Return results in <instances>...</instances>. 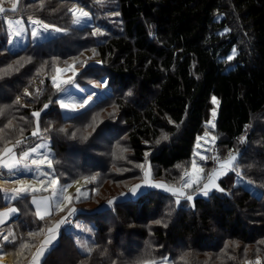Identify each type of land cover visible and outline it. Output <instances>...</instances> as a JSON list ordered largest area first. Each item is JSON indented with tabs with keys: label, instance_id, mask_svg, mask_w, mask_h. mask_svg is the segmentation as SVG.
<instances>
[{
	"label": "trees",
	"instance_id": "16d2710c",
	"mask_svg": "<svg viewBox=\"0 0 264 264\" xmlns=\"http://www.w3.org/2000/svg\"><path fill=\"white\" fill-rule=\"evenodd\" d=\"M73 4L88 6L86 0H18L16 13L0 15V150L20 139L24 142L15 147L20 153L43 134L51 140L59 179L100 171L102 166L88 163H97L93 157L101 158L97 152L106 143L100 137L97 149H77L76 164L69 165L66 155L73 149L66 146L80 138L59 133L63 136L59 141L52 133L40 132L45 122L54 126L69 122L54 105L50 70L39 71L40 65L71 54L69 33L91 34L95 28L70 26ZM4 6L10 8L11 0H4ZM111 10L120 14L122 29L106 34L97 51L118 90L128 88L133 94L118 103L138 161L147 158L162 171L187 160L209 117L212 97L218 100L215 130L228 149L253 119L259 118L264 127V0H115ZM12 16L68 26L67 32L9 50L4 28L5 18ZM233 48L231 61L219 58ZM37 111L39 118L32 116ZM35 120L41 129L34 137ZM164 135L168 139H162ZM115 176L123 182L122 176ZM226 176L219 180L223 194L211 191L188 202L176 203L173 193L160 190L134 198L126 194L133 182L112 194V205L107 197L88 207L79 204L82 200L73 202L74 220L90 230L85 245L93 251L80 248V233L64 229L41 264H140L165 255L174 264H243L257 256L264 264V187L260 185L264 181H254L259 192L253 193L235 185L233 177L226 190ZM91 188L96 189L93 184ZM30 198L27 194L13 201L19 212L9 227L15 243L2 245L11 264H25L58 219L57 215L38 219ZM41 229L39 236L28 235ZM21 243L28 244L22 255Z\"/></svg>",
	"mask_w": 264,
	"mask_h": 264
},
{
	"label": "rangeland",
	"instance_id": "374dc122",
	"mask_svg": "<svg viewBox=\"0 0 264 264\" xmlns=\"http://www.w3.org/2000/svg\"><path fill=\"white\" fill-rule=\"evenodd\" d=\"M114 3L115 0H86V4L88 5L86 7L82 6L81 4H73L71 9L75 8L77 10V13L80 8H83L85 11L89 12L90 15L89 18L82 21L81 24L75 25L72 22L73 15L71 13L72 17L70 26H95V28H92V30L95 31V29L99 28L100 32L103 34L92 35L93 31L91 34H84L83 32H80L78 33V35H75L73 33H69L68 40L71 39V41L73 42V50L72 52H70L71 54H65L64 57H55L49 63H45L44 61V63L40 65L39 69V71H43V69L50 70V72H48V77L52 85L53 76H56L58 81L68 80L70 78L73 81V83L71 84L62 85V87L65 89V91L63 92H58L54 87V93L56 95L54 105L58 108L61 114L60 117H62L64 121L68 120L69 122L62 123L61 125L56 124L54 126L53 123L47 124L45 121H43L45 123L40 124V122L38 121V124L44 127V130H42L39 125V128L41 129L40 132L44 133V135L46 133H52L56 135V137H58L59 141L63 140L62 135L64 134L69 138L72 137V139L73 137L80 138V140L69 142L66 146V148L68 149H73L69 150L66 155L71 161L69 165L76 164L74 161V155L78 151L77 149L84 150L82 149L83 147L97 149L102 143L100 141V137H104L106 143H103L97 152L101 156V158L94 156L93 160L97 163L94 165L91 161L88 163V166H96V168L102 166V169L100 171L89 173V175L91 176L88 177H80V174L77 177L68 176V178L59 179L57 175H53L55 174V167L53 166L54 163L52 161V159L54 158V151L51 148V140L49 137H43V134H41V140L35 143L33 146L28 147V150L34 147L38 148L37 153L32 154L34 157H32L31 155L29 158L40 159L42 158L41 154H44L47 156L48 160H51L52 168H48L47 161H45V163L41 166L42 171L39 173L35 170L29 171L28 169H24L21 166V169L23 171L25 170L28 173H32L34 177H17L14 181H5L4 186L10 189L19 188L21 185L16 183V181L19 180L25 181V186H35L34 179L36 178V181L39 182V184L35 187L41 188V179H43L44 185L47 186L49 184V180L52 177H55L58 178V184L55 186L58 192L64 186H68L67 190L63 192V195L72 197V201L70 204L82 200V202L79 204H82V206L84 207H88L95 205L105 197L113 200L112 194L119 191L121 188H128V186L132 182V186L129 188L130 190L136 185H141V187L136 190L135 194H133L128 189L129 191L126 194L134 198L138 197L148 190L155 192H159L160 190L165 193H172L170 191H167L165 188L155 187L153 185L162 183L168 187H178L180 185L181 176L183 175L184 171L186 169L191 171V164L193 159H195L197 165L203 168V173L201 174L203 178L199 182V187L194 185L192 188L184 190L187 194L192 195V197L194 198L197 195L204 196L203 184L208 182L206 178L207 174L211 173L214 169H216L218 172L220 171L217 161L213 160L212 157L218 156L222 161L226 159L229 152H231L233 155H238V160L236 163L240 175H237L231 170L226 171L224 174L218 175L215 179L216 187L210 186L208 189V193L212 191L223 194L222 192L224 191V189L220 187L219 180L222 176L225 175H227V180H229V182H227L226 190L232 186L231 182L234 177L233 183L235 185L241 184L249 191L258 193L259 191L256 187L257 183L254 181H264V155H262L261 153V149L264 146L262 141L264 127H262V130V124L259 123V118L256 120L253 119V121L246 127L244 134H242L235 140V145L231 149H228L222 142L223 138L216 132V127L212 129L208 124L209 121H213L215 124L216 115L213 118L212 112L213 109H215V112H217L218 103L213 104L212 102V108L210 110L209 117L205 121L202 132L196 138L192 155L187 160L180 162L175 167L169 170L161 171L158 166L152 164L147 158H145L143 161H138L134 157L132 146L126 137V127L123 124V119L120 115L118 103L119 99H130L132 98L133 94L131 93V95H128V93L131 92V90L128 88L118 90L119 88L115 85V83L112 81V77L107 72V64H105L106 62H102L97 51V45L105 37L106 34L110 32L120 31L122 29L120 14L115 15V13L118 12H114L111 10L114 6ZM9 20H20L21 26L25 29V31L20 36H16L13 32L9 31L7 23L8 21L6 22L5 18L6 26L4 29L7 30L9 40L12 41V43L7 44V48L9 50L22 48L29 41L39 42L49 37L60 36L61 34H65L67 32L68 27H59L57 25L49 24L43 21L46 24L63 29L64 31L59 33L51 30L47 33L41 32V35L39 37L33 38L31 33L34 25L30 23V18L25 21L12 16L9 18ZM13 27L15 28L16 26L13 25ZM89 35L90 38L87 37ZM92 49H95V55L93 54ZM235 53L236 51L233 48L231 49V52L229 54H227L226 56H220L219 58L227 59L229 55H235ZM78 61L86 63H80ZM98 61L100 63H98ZM231 66L232 65H230V68ZM55 68L60 69V71H55ZM73 70L76 72L75 76L72 75ZM90 95L91 100L89 101V104L77 112L62 109L60 107V104L58 103V101L64 100L65 103L75 104L78 106L82 100L87 99ZM262 118H264V116ZM47 120L48 119H46V121ZM261 121H264V119H262ZM36 125L37 120H35V127ZM53 126L54 128L51 131L50 128H52ZM45 129L47 130L45 131ZM61 129H63V131H61ZM206 131L209 132V135L207 137L205 136ZM59 133L62 135H59ZM213 136L216 137L215 140L212 139ZM85 137H87V139H85ZM242 137H246V140L243 143H241ZM198 138L200 139L198 140ZM197 144H199V147H197ZM9 145L14 146L15 142H12ZM121 148H125L127 149V151L121 152ZM201 155L208 157V159L201 160ZM121 156L123 158H120ZM100 159H102V162L100 161ZM21 169H17L18 174L22 173ZM72 169L75 173H77V170L75 168ZM146 171L150 173L148 177V183H145L144 180V173ZM43 173H47L48 175L44 176ZM57 173H59V171ZM117 174L122 176V178H120L119 180L123 182L118 183V178L117 176H115ZM133 176H137V178ZM92 177H95L96 179L92 180ZM91 183L96 187V189L91 188ZM98 184H100V187L97 186ZM260 185L264 187V184ZM49 189V194H52L51 187H49ZM77 189L80 190L79 193L77 192ZM219 189H223V191H220ZM174 198L177 201L176 195L174 196ZM181 199L185 198L181 196L179 201ZM53 201L56 203L55 200ZM182 202H188V200L186 199ZM70 204H68L67 201H64L62 203L61 207L64 208V211H60L59 217L56 220L57 222L62 217L68 218L67 215ZM65 205L67 206L65 207ZM69 217L73 216L71 215ZM62 227H64V224L62 225ZM68 229H71L76 233H80L78 234L80 237L79 245H85L87 235H90V232L87 230L86 224H84V222L80 223L78 219H75L73 221V225L68 227ZM129 237L134 238V236L132 237L130 235ZM80 248L82 247L80 246ZM261 251H263V249H261ZM257 257L245 260L243 264H247V261L254 262ZM152 260H166L167 264H174L173 261L168 257V255L156 257ZM140 264H143V262Z\"/></svg>",
	"mask_w": 264,
	"mask_h": 264
},
{
	"label": "snow or ice",
	"instance_id": "6c2138e0",
	"mask_svg": "<svg viewBox=\"0 0 264 264\" xmlns=\"http://www.w3.org/2000/svg\"><path fill=\"white\" fill-rule=\"evenodd\" d=\"M18 11V0H11V7L10 8H6L4 6V0H0V15H4L7 16L8 13H16ZM69 11L72 13L73 15V24L75 25H79L82 23V21L86 20L87 18H89V12L85 11L83 8H80L77 10L75 8L69 9ZM115 15H119V13H115ZM8 29L10 32H13L16 36H20L25 29L21 26V21L20 20H8ZM30 23L32 25H34V27L32 28V37L33 38H37L41 35V32L47 33L50 30L51 31H55L57 33L64 31L63 29L51 26L49 24L44 23L43 21L39 20V19H31L30 18ZM13 25H15L16 27L14 28ZM103 33L100 32V29L97 28L95 29V31H93L92 35H102ZM8 43H12L11 40L8 41ZM93 54L95 55V49H92ZM234 58V54L233 55H229L227 57V59L229 61H231ZM80 63H86V62H81L78 61ZM98 63H100L98 61ZM11 67V66H10ZM55 71L59 72L60 69L55 68ZM72 75L75 76L76 72L73 70ZM52 83L54 85V87L57 89L58 92H63L65 91V89L62 87V85L64 84H71L73 83L72 79H68V80H62V81H58L56 76L52 77ZM26 95L28 94L27 92L25 93ZM128 95H131V92L128 93ZM91 100V95L85 99L82 100L80 102V104L77 106L75 104H68L65 103L64 100H60L58 101V103L60 104V107L62 109H67L69 111L72 112H77L80 109H83L85 106H87L89 104V101ZM19 102V101H17ZM212 102L213 104H217L218 101L216 100L215 97L212 98ZM49 107L48 104L44 105V109H47ZM0 114H2V110H0ZM41 115V113L39 111L37 112H33L32 116L39 118ZM213 118L216 115L215 109H213L212 112ZM209 126L214 129L215 128V124L213 121H209L208 122ZM11 126V122H9V125L6 127H10ZM91 126V125H90ZM47 129H45L46 131ZM3 129H0V132H2ZM61 131H63V129H61ZM23 130L21 129V134H22ZM39 132V124H38V120H37V125H36V130H34L32 132V136H37ZM209 135V132H205V136L207 137ZM26 139V138H25ZM85 139H87V137H85ZM162 139L166 140L168 139L167 135L162 136ZM200 138H198L199 140ZM213 140L216 139V137H212ZM246 140V137H242L241 138V143H243ZM24 141L17 139L15 141V145L12 148H9L7 146H5L2 150H0V168L6 169L9 173L13 172V170L19 168L20 166H22L24 169H28L29 171H33L35 170L36 172H41V166L45 163V161H47V166L48 168H52V162L51 160H48L47 156L44 154H41L42 158L40 159H32L31 161V165L29 163H27V160L29 159V157L34 154L37 153L38 148L34 147L31 148L28 151H23L20 154V158H16V155L14 153V148L15 147H19ZM157 143H160V141L158 140ZM197 147H199V144H197ZM121 152H126L127 149L125 148H121L120 149ZM120 158H123L122 156ZM201 160H207L208 157L201 155L200 157ZM213 160H216L218 163V167L220 169V171L218 172L216 169H214L211 173L207 174V183L203 184V195L207 196L208 195V189L209 187H216L215 184V179L218 175L220 174H224L226 171L231 170L233 172H235L237 175H240L239 170H238V166H237V160H238V155H233L231 152H229L228 156L226 159L224 160H220L218 156H213L212 157ZM34 166V168H33ZM203 173V168L199 167L197 165V162L195 159H193L192 164H191V171L189 170H185L183 175L181 176V180H180V185L178 187H168L162 183H157L154 184L153 186L155 187H161V188H165L167 191H170L173 193V195L177 196V203H179V199L181 196H183L185 199L191 201L193 199L192 195L187 194L184 190L188 189V188H192L194 185H196L197 187H199V182L200 180L203 178L202 174ZM44 176H47V173H43ZM150 173L148 171H146L144 173V180L145 183H148V177H149ZM92 180H95V177L91 178ZM16 183L20 184L21 186L19 188H15L11 190V193H9V190L7 189H2V191L4 192L5 196H9L11 197V199L16 200L21 198V196L27 195L29 194V192H31L32 195V199H31V203L33 205L36 206V213L35 215L38 217V219L40 220H44L46 218V216L50 215L51 212L54 211H64V208L61 207V204L64 201H67L68 204L71 203L72 201V197H68V196H64L63 192H65L67 190L68 186H64L59 192L56 189V185L58 184V178L52 177L49 180V184L47 186L44 185V181L43 179H41L40 184H41V188H37L35 186H25V181L23 180H19L16 181ZM49 187H51L52 189V194L51 196H43L40 199H37L36 196L34 195L37 192L40 191H48ZM141 185H136L134 186L130 191L135 194L136 190L138 188H140ZM220 191H223V189H219ZM79 189H77V192L79 193ZM123 195V193H122ZM55 200L56 204H55V209L52 208V201ZM114 203V200H109L108 204L112 205ZM67 205H65L66 207ZM43 210V211H42ZM17 212L16 208H9L6 212H0V218L6 216V215H10V214H14ZM76 212V209L74 208H69L68 209V216L73 215ZM2 219H0V223H2ZM67 217H62L54 226L49 227L47 229V232L49 233V235L41 242L40 247L37 249V251L33 254L32 256V261L31 264H40L41 259L45 256L46 252H48L50 250V246L52 245V241L55 239V233L56 231L60 228L61 225L67 223ZM157 223H160L159 221H157ZM90 231V230H89ZM44 232L43 229H41L38 232H30L28 235L30 237H35V236H39ZM10 235H2L0 236V240H2L5 243H15V240L12 239L10 240ZM82 248H84L88 253H91L93 251L92 248L87 247L86 245H80ZM20 255L23 254V250L28 248V244L27 243H21L20 244ZM143 264H167L166 260H160V261H156V260H145L143 262ZM247 264H262V261L259 257H257V259L253 262V261H247Z\"/></svg>",
	"mask_w": 264,
	"mask_h": 264
},
{
	"label": "crops",
	"instance_id": "0c3cea01",
	"mask_svg": "<svg viewBox=\"0 0 264 264\" xmlns=\"http://www.w3.org/2000/svg\"><path fill=\"white\" fill-rule=\"evenodd\" d=\"M8 20H9V18H6V22ZM6 146L9 147V148H12L13 147V145H6ZM27 150H28V148L25 149V150H23V151H27ZM22 152L17 153L16 149L14 148V153L16 155V158H20V154ZM32 157H34V156L32 155ZM32 159L33 158H29L27 160V163H29L31 165V160ZM17 169H21V166L19 168H17ZM17 169H15V170H13V172L9 173L6 169L0 168V212H6L9 208H16L17 209V207L15 206V204H13V201L14 200L11 199L10 195L9 196H5L4 192L2 191V189H7V190H9V193H11V190H12V189L4 186L5 181H7V180L14 181L15 178H17V177H23V176L30 177V178H33L34 177L32 173H28L27 171H25V170L23 171L22 169H21L22 170V173L21 174H18L17 173ZM53 175H55V174H53ZM34 180H35V186H37L39 184V182L36 181V178ZM49 190L50 189H48V191H40V192L35 193L34 195L36 196L37 199H40L43 196H50L51 194H49ZM29 194H31V198H30V200H31L33 194L31 192H29ZM55 204L56 203L54 201H52V208L53 209H55ZM32 206H33V209H34V211L36 213V206L33 205V204H32ZM70 208H73V206H70ZM59 214H60V211L58 212V211H54L53 210L51 212V214L48 215V216L54 215V217H56V215H57V218H58V215ZM18 215H19V212H18V209H17V212L16 213L10 214V215H6V216L0 218L3 221L2 223H0V236H2V235H9L10 233L12 234V231L10 230L9 227L13 223V221L17 219ZM68 218H69V216H68ZM71 218H72V221H71L70 224H64V227H62V225H61L60 228L56 231V233H55V239L52 241V245L50 246V249L58 242L59 237H60V234H61V231L64 230V229H68V227H70V226L73 225L74 216L71 217ZM56 223H57V221H54L50 227L54 226ZM48 235H49V233L46 230L45 231V234L41 238L39 244L34 248L33 252L31 253L30 258L28 259V261L25 264H31L33 254L37 251V249L40 247L41 242ZM3 243L4 242L2 240H0V264H11L8 256L3 251V247H2ZM47 253L48 252H46V254ZM43 258L41 259L40 264H41Z\"/></svg>",
	"mask_w": 264,
	"mask_h": 264
},
{
	"label": "built area",
	"instance_id": "2783aa9c",
	"mask_svg": "<svg viewBox=\"0 0 264 264\" xmlns=\"http://www.w3.org/2000/svg\"><path fill=\"white\" fill-rule=\"evenodd\" d=\"M67 220H68V222H67V223H65V224H70V223H71V221H72V218H71V217H69V218H67Z\"/></svg>",
	"mask_w": 264,
	"mask_h": 264
}]
</instances>
